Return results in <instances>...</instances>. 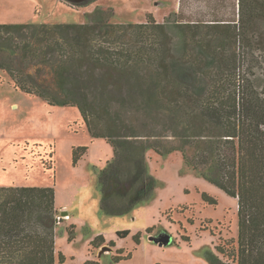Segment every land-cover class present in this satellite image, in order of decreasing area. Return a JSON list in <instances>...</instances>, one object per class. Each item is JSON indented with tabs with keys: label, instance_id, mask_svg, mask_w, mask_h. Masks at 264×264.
I'll return each mask as SVG.
<instances>
[{
	"label": "trees",
	"instance_id": "obj_1",
	"mask_svg": "<svg viewBox=\"0 0 264 264\" xmlns=\"http://www.w3.org/2000/svg\"><path fill=\"white\" fill-rule=\"evenodd\" d=\"M239 1L238 26L236 22L209 28L178 24L177 28L190 34L182 57L174 53L173 24L157 23L150 14L144 24H110L99 15L112 12L102 9L86 24H0V70L28 95L41 97L52 106L78 108L91 137L104 139L113 147V160L98 175L102 214L127 215L151 198L156 181L148 172L147 150L161 155L179 151L189 167L238 200L236 264H264V101L252 90L256 80L248 78V68L240 73L237 53L227 56L228 39L222 37L236 45L240 28L244 45L261 51L259 56L251 54V68L264 69V39L258 38L257 30L258 22H264V0ZM203 28L213 29L215 36L203 38ZM26 30L45 38L39 45L28 42L30 45L14 47L15 38L8 37ZM131 30L141 31V36L154 33L151 48L126 42ZM114 35L119 38L113 40ZM21 51L25 61L33 63L43 53L47 58L53 56L52 86L40 83L26 68L16 69ZM116 103L161 106L173 124L180 119L179 126L172 127V136L180 145L162 149L157 143L165 135L140 134L132 123L122 122L120 112L112 113ZM88 149H73L74 166ZM189 149L194 155H187ZM42 164L47 170L54 169V162ZM203 199L217 204L206 194ZM57 214L52 187H0V264H63L65 256H57L55 249ZM128 235L127 231L118 233L119 238ZM139 238L135 236L138 243ZM183 239L190 243V238ZM105 243L100 235L91 246L97 249ZM109 245L116 247L113 241ZM217 251L225 255L221 246ZM132 256L120 249L113 262ZM205 258L208 264H224L212 251Z\"/></svg>",
	"mask_w": 264,
	"mask_h": 264
},
{
	"label": "rangeland",
	"instance_id": "obj_2",
	"mask_svg": "<svg viewBox=\"0 0 264 264\" xmlns=\"http://www.w3.org/2000/svg\"><path fill=\"white\" fill-rule=\"evenodd\" d=\"M178 2L180 7L174 11ZM240 5L239 0H87L82 3L0 0V24H86L92 21L97 9L112 12L110 16L109 13L99 15L110 24H144L150 14L157 23L170 21L173 24L170 35L174 39V53L182 57L185 40L190 34L177 28L178 24L179 27L197 24L209 28L212 24L234 25L236 22L238 26ZM257 25L258 38L264 39V22ZM208 28H203V38L215 36L216 32ZM141 34V31L131 30L125 41L150 49L154 33ZM237 34H240L241 42L237 41L236 45L222 36L224 40L228 39L227 56L237 53L240 73L248 68L251 72L248 78L256 80L251 84L252 90L264 101V69L251 68V54L259 56L261 51L244 45L240 28ZM12 37L15 38L14 47L29 43L39 45L45 38L43 35L38 38L29 30L11 34L8 38ZM117 38L119 36L114 35L113 40ZM19 55L21 61L14 65L17 70L26 68L27 73L40 83L53 85L54 72L50 67L51 62L55 63L53 56L47 58L43 53L33 63L25 61L22 51ZM112 110L113 114L120 112L122 122L132 123L140 134L159 132L165 135L157 143L162 149L180 145L172 136V127L179 126L180 119L173 124L171 116L161 106L148 108L116 103ZM80 146L88 147V153L79 165L74 166L72 151ZM187 155H194L193 149H189ZM145 157L149 175L156 181L151 198L127 215L102 214L98 175L113 160V147L104 140L91 138L78 108L52 106L41 97L28 95L16 89L9 75L0 70V187L54 188L55 208L60 218L59 222L55 219L57 256L62 254L66 259L71 256L78 259L88 249L91 239L103 235L107 239L115 238L118 246L114 250L105 243L94 248L100 264H116L113 257L120 248L126 253L132 252L133 256L118 264H208L205 255L209 251L217 254L224 264H236L238 200L189 167L179 151L161 155L149 149ZM43 162L51 165L54 162V169H45ZM205 194L214 198L217 204L207 203L203 199ZM124 231L129 235L119 238L118 233ZM137 235L140 236L139 243L135 239ZM164 237L170 238L168 245H162ZM183 237L190 238V243ZM218 246L225 255L217 251ZM64 264L74 262L68 259Z\"/></svg>",
	"mask_w": 264,
	"mask_h": 264
},
{
	"label": "crops",
	"instance_id": "obj_3",
	"mask_svg": "<svg viewBox=\"0 0 264 264\" xmlns=\"http://www.w3.org/2000/svg\"><path fill=\"white\" fill-rule=\"evenodd\" d=\"M180 4H179V2H178V4H177V6H176V8L174 9V11H176V9H178L180 6H179ZM174 13H176V12H174ZM85 127V126H84ZM86 128V127H85ZM91 136V135H90ZM92 138V137H91ZM93 139V138H92ZM93 140H104V139H93ZM104 141H106V140H104ZM107 142V141H106ZM108 144V143H107ZM69 216V215H68ZM103 236V235H102ZM104 238H105V240H106V243H109V242H111V241H113L115 244H116V247L118 246V243L115 241V238L114 239H107L106 238V236H103ZM94 239H91V241L89 242V245H88V249L85 251V253H81L80 254V256L79 257H77L78 259H76V257L75 256H71V257H67V259H66V261L64 262V263H66L67 262V260L68 259H70V260H72L73 262H74V264L76 263V264H85L86 262H88V261H99V257L97 256V254H96V252H93V247L91 246V243H92V241H93ZM116 247H114V250H115V248ZM121 249V248H120ZM120 249H117V250H120ZM116 250V251H117ZM124 250V249H123ZM100 262V261H99ZM122 262V261H121ZM121 262H119V263H121ZM63 263V264H64ZM116 264H118V263H116Z\"/></svg>",
	"mask_w": 264,
	"mask_h": 264
},
{
	"label": "water",
	"instance_id": "obj_4",
	"mask_svg": "<svg viewBox=\"0 0 264 264\" xmlns=\"http://www.w3.org/2000/svg\"><path fill=\"white\" fill-rule=\"evenodd\" d=\"M68 2H71V3H82V2H85L87 0H66ZM64 215H67V213H64ZM170 238L169 237H164L161 239V243L162 245H168L170 243ZM103 249L106 251L108 248L105 246L103 247Z\"/></svg>",
	"mask_w": 264,
	"mask_h": 264
},
{
	"label": "built area",
	"instance_id": "obj_5",
	"mask_svg": "<svg viewBox=\"0 0 264 264\" xmlns=\"http://www.w3.org/2000/svg\"><path fill=\"white\" fill-rule=\"evenodd\" d=\"M59 221H60V218L58 217L57 222H59Z\"/></svg>",
	"mask_w": 264,
	"mask_h": 264
}]
</instances>
